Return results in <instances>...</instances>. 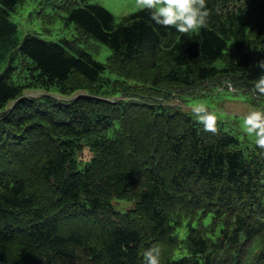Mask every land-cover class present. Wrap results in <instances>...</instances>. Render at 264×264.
<instances>
[{"label": "trees", "instance_id": "1", "mask_svg": "<svg viewBox=\"0 0 264 264\" xmlns=\"http://www.w3.org/2000/svg\"><path fill=\"white\" fill-rule=\"evenodd\" d=\"M18 2L0 0V264H145L151 247L161 264H264V149L181 107L215 86L264 104V0H206L189 33L67 0L105 63L19 41Z\"/></svg>", "mask_w": 264, "mask_h": 264}, {"label": "rangeland", "instance_id": "2", "mask_svg": "<svg viewBox=\"0 0 264 264\" xmlns=\"http://www.w3.org/2000/svg\"><path fill=\"white\" fill-rule=\"evenodd\" d=\"M79 2V0H77ZM91 5H100L107 9L117 21L125 15L135 13L141 8L137 6V0H85ZM67 0H19L16 11L10 15V20L17 26V37L21 41L25 36H36L39 39L47 42L61 45L65 48V41L74 40L79 47L87 49L93 58L105 63L110 56V49L93 40V39H77L78 33L75 26L71 23H66L67 15L65 6ZM76 5V4H75ZM237 8L235 3L227 4L223 7V13L232 11ZM3 29L8 30L1 24ZM4 61H0V66ZM201 95L193 98H185L183 109L190 112L192 116L195 114L192 107L197 103H204L210 111H215L217 114V126L220 129L233 133L240 139H244L248 144H256L255 136L249 135L244 131L242 117L249 111L255 109H264V104L256 102L254 104L249 93L236 92L231 89H218L216 86L202 90ZM25 96L37 97L44 95L40 91H26ZM58 100H67V97H60L53 94ZM180 102V103H179ZM173 101L174 104L182 105L179 100ZM13 108V103L9 105ZM82 160H89L91 153L85 149L80 157Z\"/></svg>", "mask_w": 264, "mask_h": 264}, {"label": "clouds", "instance_id": "3", "mask_svg": "<svg viewBox=\"0 0 264 264\" xmlns=\"http://www.w3.org/2000/svg\"><path fill=\"white\" fill-rule=\"evenodd\" d=\"M137 6L147 9L151 20L157 25L172 26L178 33L196 32L205 27L210 11L206 0H137ZM260 94H264V78L255 85ZM192 111L196 120L205 131H217V114L210 111L204 103L194 104ZM244 131L255 136V143L264 149V109H253L242 117ZM161 250L151 247L143 252L145 264H161Z\"/></svg>", "mask_w": 264, "mask_h": 264}]
</instances>
